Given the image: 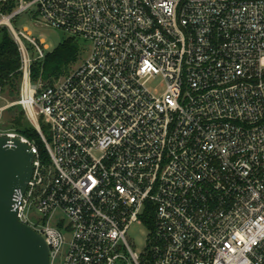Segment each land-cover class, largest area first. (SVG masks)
Instances as JSON below:
<instances>
[{
    "label": "built area",
    "instance_id": "obj_1",
    "mask_svg": "<svg viewBox=\"0 0 264 264\" xmlns=\"http://www.w3.org/2000/svg\"><path fill=\"white\" fill-rule=\"evenodd\" d=\"M13 1L0 10L21 56L12 105L47 159L5 127V107L0 137L34 154L14 207L50 264H264V0ZM33 6L89 44L53 83H33L46 47L11 22ZM134 223L148 228L141 255Z\"/></svg>",
    "mask_w": 264,
    "mask_h": 264
},
{
    "label": "water",
    "instance_id": "obj_2",
    "mask_svg": "<svg viewBox=\"0 0 264 264\" xmlns=\"http://www.w3.org/2000/svg\"><path fill=\"white\" fill-rule=\"evenodd\" d=\"M33 160L28 144L0 137V264H50L46 240L19 220L14 207L31 179Z\"/></svg>",
    "mask_w": 264,
    "mask_h": 264
},
{
    "label": "trees",
    "instance_id": "obj_3",
    "mask_svg": "<svg viewBox=\"0 0 264 264\" xmlns=\"http://www.w3.org/2000/svg\"><path fill=\"white\" fill-rule=\"evenodd\" d=\"M14 9L15 3L13 0H5L0 4V10L4 14H10ZM86 51L87 47L84 41L69 36L52 52L45 54L42 60L33 62L31 72L33 83L40 80L43 83H53L60 77L67 75L75 65L81 63ZM20 67L21 56L18 45L10 29L3 26L0 28V94H6L10 98L19 96L22 82ZM10 125L7 127L15 129L31 140L39 148L42 158L47 159L48 154L40 133L35 125L28 120L22 107L21 111L12 119ZM41 128L44 134L47 135V127L43 122H41ZM149 219L145 218V223L149 227H153V220L151 217Z\"/></svg>",
    "mask_w": 264,
    "mask_h": 264
},
{
    "label": "rangeland",
    "instance_id": "obj_4",
    "mask_svg": "<svg viewBox=\"0 0 264 264\" xmlns=\"http://www.w3.org/2000/svg\"><path fill=\"white\" fill-rule=\"evenodd\" d=\"M38 11L37 6H33L32 10L26 13H22L17 16L12 24L16 30L28 29L32 33V37L43 42L46 47L45 52L50 53L55 48L59 46L65 39L69 37V34L55 28L47 27L41 24H38L34 14ZM89 44H86L88 47ZM32 56L35 57V54L32 50ZM86 56V54H85ZM75 65L74 67H76ZM163 81L161 78L154 79L150 84V88L162 89ZM19 96L16 98H10L6 94H0V108L5 107V111L3 112V119L5 127L11 126L10 122L12 119L21 111V107L19 105H12L17 101ZM35 213H30L29 218L32 220L35 218ZM147 235L148 228L144 224L134 223L130 226L126 238L128 242L132 245L135 252L138 254H143L147 247Z\"/></svg>",
    "mask_w": 264,
    "mask_h": 264
}]
</instances>
